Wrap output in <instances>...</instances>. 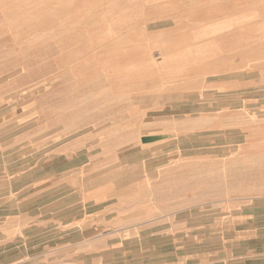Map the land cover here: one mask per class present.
Instances as JSON below:
<instances>
[{
    "label": "rangeland",
    "instance_id": "obj_1",
    "mask_svg": "<svg viewBox=\"0 0 264 264\" xmlns=\"http://www.w3.org/2000/svg\"><path fill=\"white\" fill-rule=\"evenodd\" d=\"M188 1L0 0V13L6 19L0 22L6 36L0 41V48L3 45L5 50L10 49L6 55L12 53V48L21 50L18 68L7 67L18 64V54L13 59L10 54L6 59L9 63L0 68V144L6 146L12 137L19 134L23 137L31 130L33 140L35 136L43 140L45 131L51 129L54 135L62 131L70 136L66 140H71L89 132L76 134L82 124L99 117L106 122L110 120L109 125L133 119L135 125L129 130L139 136L145 131L142 124L146 120L171 113L169 108L157 113L162 105H175L181 111H188L190 106L192 111L195 103L198 114L208 115V118L198 115V146L205 144V140H199L204 135L213 136L207 146H220L222 139L216 136L228 129L229 141L244 143L218 153L232 158L229 169H237V164H232L237 157L246 163L245 171L256 170L259 165L262 168L264 21L248 19L251 14H244L245 20L237 19L236 6L233 5V12L232 6L220 4L222 0H190L192 4ZM125 91H130V96ZM174 98L180 99L172 102ZM95 104L112 107L98 109L101 106L96 108ZM130 112H149V117L134 115L126 119L124 114ZM93 113L98 116L89 118ZM112 113L116 116H110ZM186 113L175 119L180 121L181 129L187 130ZM14 127H18L15 133ZM233 129L243 132L238 135ZM105 132L110 139L105 140V136L102 139L108 145L115 135L109 136L110 130ZM179 136L176 143L187 150L188 130ZM25 145L30 146L24 144L21 156L29 152ZM187 152L183 157L188 156ZM162 166L163 162L144 175L155 178ZM164 168L167 170L168 166ZM174 168L185 171L190 166ZM230 175L228 190L235 192L237 173L232 171ZM212 188L214 194H220L218 184ZM166 191L169 199L165 205L171 206L176 199L170 198V194L178 190L170 187ZM142 193L146 197L140 194L136 197L138 192L124 189L111 191L117 200L126 201L122 208L128 211L121 215L123 220H129V215L140 217V225L162 216L154 211L146 192ZM142 199L149 204L146 218L142 215L145 209V213H132L131 203Z\"/></svg>",
    "mask_w": 264,
    "mask_h": 264
},
{
    "label": "crops",
    "instance_id": "obj_2",
    "mask_svg": "<svg viewBox=\"0 0 264 264\" xmlns=\"http://www.w3.org/2000/svg\"><path fill=\"white\" fill-rule=\"evenodd\" d=\"M220 4L232 6L233 12L236 6L237 19L245 20L244 14H251L248 19L264 21V0H222ZM5 20L1 12L0 22ZM0 38V41L6 38L3 25H0ZM3 47L0 68L9 63L6 59L10 54L12 59L18 54V64L7 67L18 68L20 47L15 51L12 48V53L7 55L10 49ZM125 92L130 96V91ZM174 106L164 104L158 108L157 113L168 108L171 113L146 120L142 124L145 131L139 136L133 134V129L129 130L135 125L132 117H149V112L125 113L126 119L130 116L132 120L119 125L95 118L96 121L82 124L76 134L89 132L71 140H66L70 136L62 131L54 135L52 129L45 131L43 140L37 136L33 140L31 130L23 137L21 134L12 137L6 146L0 144V262L264 264V166L260 168L258 164L256 170L248 172L246 163L237 157L236 162L232 161L237 169L230 170L232 158L218 153L244 143L229 141L230 132L226 129L216 136L222 139L220 146H207L208 139L213 137L208 135L199 137L206 145L198 146V115L204 118L208 115L198 114L195 103L192 111L190 106L188 111ZM182 112H187L184 115L188 117L187 150L176 143L179 135L187 132L175 119ZM93 115L97 114L88 116L93 118ZM45 125L51 127L50 123ZM17 128H13L14 133ZM107 130L112 131L109 136H115L114 141L105 145L102 138L110 139L106 137ZM233 131L238 135L243 132ZM25 137L29 140L23 141ZM26 142L30 144L25 145L29 152L21 156ZM186 151L188 156L183 157ZM161 162L162 170H158L155 178L148 179L144 175L146 171ZM185 164L190 166L185 171L174 168ZM232 171L237 173L235 192L228 190ZM216 184L221 187L220 194L213 193ZM183 186L188 187L182 190ZM170 187L178 190L170 194L176 202L166 206L169 199L166 190ZM117 189L138 192L131 195L136 197L145 196L144 190L154 211L162 216L140 225V217L129 215V220H123L121 215L128 208H122L126 201L111 195ZM131 205L132 213L145 209L142 215L146 218L147 201L142 199ZM121 230L125 232L118 234Z\"/></svg>",
    "mask_w": 264,
    "mask_h": 264
}]
</instances>
